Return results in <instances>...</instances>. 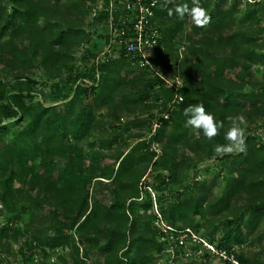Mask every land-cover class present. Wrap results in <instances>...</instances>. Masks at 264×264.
Returning <instances> with one entry per match:
<instances>
[{
	"label": "trees",
	"instance_id": "1",
	"mask_svg": "<svg viewBox=\"0 0 264 264\" xmlns=\"http://www.w3.org/2000/svg\"><path fill=\"white\" fill-rule=\"evenodd\" d=\"M90 1L0 0V220L9 215L0 222V254L21 237L14 224L25 220L33 231L19 248L22 264H170L168 256L159 261L166 257L155 223L161 214L168 225L217 243L239 264H264L260 251L232 250L264 247V142L248 135L246 152L221 156L220 173L227 170L221 194L215 193L220 173L185 184L178 179V171L186 175L226 144L228 116L242 113L248 125H264V77L259 81L254 72L264 66V0H200L212 17L204 28L168 15V8L192 0L167 8L159 0L161 45L150 59L162 76L126 55L125 45L113 41L111 12L94 14ZM114 13L118 22L126 12ZM79 50L84 64L77 62ZM41 68L60 79L49 104L33 100L31 75ZM176 78L179 89L171 85ZM177 94L183 99L170 107ZM201 103L224 121L212 140L185 124L184 109ZM131 114L129 137L138 142L114 155L102 152L117 145L119 123ZM96 146L89 162L87 149ZM150 166L152 181L141 184ZM97 181L105 187L100 198L92 193ZM60 249L67 253L56 259ZM194 249L197 254L199 246ZM181 251L176 264L197 263H180ZM198 255L197 264H206L213 254Z\"/></svg>",
	"mask_w": 264,
	"mask_h": 264
},
{
	"label": "built area",
	"instance_id": "2",
	"mask_svg": "<svg viewBox=\"0 0 264 264\" xmlns=\"http://www.w3.org/2000/svg\"><path fill=\"white\" fill-rule=\"evenodd\" d=\"M256 1L259 0H241V3L245 5L248 2L252 4ZM90 4L91 6L89 5V7L94 14L102 11L111 12L109 28L113 34V41L117 42L119 46L125 45L126 55L131 57L140 67L150 66L152 70L162 76L150 59V53L161 45V32L155 22V12L159 6V0H95L90 1ZM114 12L126 13L122 14L117 22ZM171 85L179 89L182 86V82L179 78H176V81ZM182 99V96L177 94L170 107L174 102ZM162 116L165 118L169 117L168 113H163ZM153 124L155 130L160 122L155 118ZM156 148V145L152 146V149ZM148 188L150 189V187ZM153 197L155 198L154 195ZM155 208H157L156 203ZM155 223L162 233L160 239L166 243L164 252L167 254L170 264H175L177 249L190 252L191 246L194 248V245L199 246L197 254L204 250H210L212 254L219 255L225 260H231L234 264H239L226 252L227 250L220 249L215 243L202 238L192 228H174L163 220L161 214H159V218L156 219ZM181 254L182 251L180 252ZM39 260L40 256L35 255L34 262L39 263Z\"/></svg>",
	"mask_w": 264,
	"mask_h": 264
},
{
	"label": "rangeland",
	"instance_id": "3",
	"mask_svg": "<svg viewBox=\"0 0 264 264\" xmlns=\"http://www.w3.org/2000/svg\"><path fill=\"white\" fill-rule=\"evenodd\" d=\"M88 3V6L90 4V2H87ZM238 18L239 20L242 21L243 19V12H241L240 14H238ZM264 25V20H263V23ZM81 50V49H80ZM80 50L78 51L77 53V62L80 63V64H84V62H82L83 60L81 59V53L82 51L80 52ZM152 62V60H151ZM153 63V62H152ZM254 72H255V79L257 80H262L263 77H264V66H255L254 67ZM30 75V74H29ZM31 77L33 78V80H35L37 82V85H35V93H34V98L33 100L34 101H40V102H45L47 104H49V101L47 102L48 97L49 95L51 96V93L54 92L57 88V84L58 82H60V79H52L51 77L47 76L44 71L41 69H37L36 71H34V73L31 75ZM246 91H249L250 90V87H246L245 89ZM50 100V99H49ZM139 109L137 110V113L139 114ZM135 114H131V116H123L122 118V121H120V126L122 127L121 130H120V139L117 143V145H115L112 149L110 150H102V152H105V153H108L110 155H114L117 153V151L119 149H124L126 148V146H133L135 143H137L138 141L133 139V138H130L129 135L131 134V131L128 129V121L130 119L133 118ZM143 116H146V114L142 115ZM111 118L110 117H106V122L109 121ZM110 134V129H108L107 131L104 132V136H108ZM248 135H252L254 137H256L258 140L264 142V125L263 123H261L260 121H257V123L253 126H250L247 124L246 126V136ZM124 140V141H123ZM227 143V142H226ZM86 148H89L88 147V142L87 141H84L82 143ZM215 147L214 146L212 148V150L210 151L209 153V156L206 157L205 160H202L200 162H194V164H192L186 175L183 173L184 171L180 170L178 171V179L180 181H182L183 183L182 184H185L186 182L192 180V178L194 179H203L204 177L205 178H214L215 176H217L220 171H221V156H219L216 151H215ZM91 150H94V151H100L99 147L96 146L94 149H87V153L89 154V162L92 161L93 159L91 158ZM194 160H198V159H194ZM113 162V161H112ZM152 168L151 166L149 167L148 171H147V174L144 176V178L141 180V184H145L146 182H151L152 181V175H153V171L151 172ZM227 173V170H225L224 172L220 173L221 174V180L218 184V186L215 188V193L216 194H221L223 188H224V185H225V180H224V176L225 174ZM196 177V178H195ZM104 185L99 183L98 181L95 182L94 184V187H93V194L95 196H97V198H100L101 195H102V192H104ZM151 189V188H150ZM149 189V190H150ZM152 192V195L155 196V194L157 195V193L153 190H151ZM145 191H143L142 193V196L145 197ZM113 201V197L112 195L109 196L108 195V203H112ZM1 206V205H0ZM6 213V212H5ZM4 213V218L0 220V222H7L9 221L8 220V216L7 214ZM199 224L202 223V220H198L197 221ZM1 223H0V226H1ZM15 228L16 229H20L22 231V235L21 237L18 239L17 242H13L11 244V249L10 251H3L2 254H0V264H21L22 261H23V258H21V254L19 252V248L21 247L22 243L24 242H29L30 241V232H32V228L33 227H29L26 223L25 220H22L20 222H17L16 224H14ZM194 232H196L194 229H193ZM196 234H198L199 236H201L199 233L196 232ZM202 238H204L203 236H201ZM217 245V243H215ZM218 247V246H217ZM194 248H195V245H194ZM193 248V246H191L190 248V252H183L181 255H180V263H187V262H197V263H200L201 262V257H199L198 254H196L195 252H193V250H195ZM232 250H235V253H245L247 255H251L252 252H262L263 253V258H264V247H261L259 245H255L254 243H247L243 246H239V245H234ZM54 253V256L55 258L57 259L58 256H59V253L62 254V253H67V252H63L61 251V249L59 251H55L53 252ZM68 256V254H67ZM162 259H160L159 261L160 262H164L166 259H167V254H166V257L162 255L161 257ZM44 259H42L43 261ZM236 260V259H234ZM196 263V264H197ZM176 264V262H175ZM206 264H226L225 262V259L223 257H220L219 255H216V254H213L212 257L210 258V260H206Z\"/></svg>",
	"mask_w": 264,
	"mask_h": 264
},
{
	"label": "clouds",
	"instance_id": "4",
	"mask_svg": "<svg viewBox=\"0 0 264 264\" xmlns=\"http://www.w3.org/2000/svg\"><path fill=\"white\" fill-rule=\"evenodd\" d=\"M175 0H164L163 7H168L169 4H174ZM168 15H176L180 20L186 16L189 17L196 27L204 28L211 23L212 17L208 10L203 7L200 0H192L191 6L189 4H175L174 9L168 8ZM183 115L187 117L185 124L188 127L202 131L204 136L209 140L214 139L220 134V130L224 128V121H217L215 115L206 110L205 106L201 104L189 105L184 111ZM229 121V128L225 133L226 144L217 145L215 151L219 156L226 154H237L246 152V117L241 113L226 118Z\"/></svg>",
	"mask_w": 264,
	"mask_h": 264
}]
</instances>
